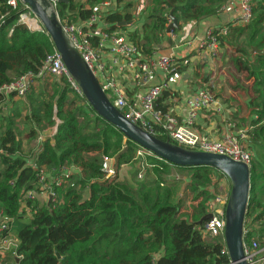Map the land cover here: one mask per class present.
<instances>
[{"label": "trees", "instance_id": "16d2710c", "mask_svg": "<svg viewBox=\"0 0 264 264\" xmlns=\"http://www.w3.org/2000/svg\"><path fill=\"white\" fill-rule=\"evenodd\" d=\"M9 0H0V86L10 84L20 77L35 75L45 58L55 48L45 30L31 32L19 24V15L27 9L18 2L17 7L8 5ZM106 0H65L57 3L60 19L70 21L86 20L93 9ZM222 0H152L154 6L138 27L129 34L130 40L144 57L155 52V48L167 33L171 23L170 11L177 19L176 34L183 25L198 22L215 13L212 8ZM253 20L245 26L229 27L234 36L248 30L247 42L261 52L249 58L244 49L236 50L237 57L229 59L237 74H246L252 80L258 101L254 111L256 119L248 123L252 145L263 151L264 157V0H252ZM168 10V13H165ZM105 22L110 31H125L123 23L131 21L129 15L118 12L106 13ZM120 26V27H119ZM218 34V31H214ZM226 35H220V41ZM222 45V44H221ZM223 48V47H222ZM225 52V51H224ZM185 59L175 61L177 73L184 72L181 66ZM211 76L206 74V82ZM58 90L55 99H30L28 136L35 137L58 120L57 131L50 140L42 144L41 152L24 156L22 144L11 120L5 122L0 134V210L12 220L21 218L20 198L23 192H39L36 171L32 164L59 169L76 165L80 168L75 178V188H66L60 193L61 202L45 205L39 209L29 202L32 216L27 233L20 237L16 247L15 264H229L226 248L218 239L203 233V226H195L208 214L207 204L216 195L212 175L219 172L207 167L183 168L191 174L187 183L190 206L172 203L167 191L161 194L159 187L153 190V181H140L135 186L120 182L116 177L106 179L101 168L102 155H108L110 143L115 139V157L125 147L127 151L119 157L115 170L130 163L138 146L130 141L123 142V136L103 119L97 116L86 101L78 106L70 98L64 80L54 81ZM31 89V88H30ZM212 90V89H211ZM164 92L161 98L167 97ZM13 95L9 102L0 93V120H6L7 107H13ZM26 103L18 104L25 108ZM5 109V111H3ZM168 109V107H166ZM242 120V119H241ZM243 121V120H242ZM246 122V120H245ZM37 131H36V130ZM89 129L91 131H89ZM253 153V152H252ZM158 166L160 161L152 160ZM153 179L164 173L156 167ZM155 175V176H154ZM145 178V177H144ZM144 183H141L143 182ZM250 191L243 236L245 246L254 240L264 248V158L252 157L250 165ZM33 205V207L31 206ZM257 226V228H255ZM0 264H3L0 255Z\"/></svg>", "mask_w": 264, "mask_h": 264}, {"label": "built area", "instance_id": "2783aa9c", "mask_svg": "<svg viewBox=\"0 0 264 264\" xmlns=\"http://www.w3.org/2000/svg\"><path fill=\"white\" fill-rule=\"evenodd\" d=\"M50 9L55 12L61 25L63 34L70 47L75 49L83 62L88 66L106 97L127 120L137 125L151 135L168 140L177 146L204 153L222 155L235 162H240L248 167L251 165L252 153L250 146L252 141L250 132L252 126H239L231 118L228 104L218 99L208 85L187 87L180 91V103L182 106L180 114L166 109L167 106L160 103V97L164 92L173 95L176 91L170 86L169 80L177 73L175 61L170 56L155 54L144 57L140 54L137 46L130 40L129 32L115 30L111 32L110 26L105 22L107 11L111 10V3L103 1L99 3L86 20L70 21L68 18L60 19L56 7L58 0H46ZM86 1V0H85ZM240 14L237 24L245 26L253 20L252 0H237ZM20 2L27 12L20 14L18 22L31 32L43 31L39 20L22 0H9L8 5L17 7ZM84 3V2H83ZM112 12V11H111ZM108 12V13H111ZM31 22L36 24L35 27ZM183 28V27H182ZM220 35L210 30L206 32L204 39L199 42V49L203 50L210 61L217 60L222 54ZM183 38V36H182ZM181 40L184 43V40ZM186 60V59H185ZM182 64V63H181ZM185 69L187 65H181ZM52 78L55 81L64 80L69 94L78 102L85 104L86 101L68 70L64 66L60 54L54 50L42 63L40 70L35 75L27 74L10 84L0 86V93L6 102L10 95L14 100L25 101L26 94L36 80ZM122 77V78H121ZM123 79L131 81L133 89L136 90L132 99L125 94V87L121 84ZM84 100V101H83ZM169 108V107H168ZM210 112L219 118L223 130L207 131L201 127V121L205 113ZM43 136L38 133L34 144L40 146L34 148L32 154L40 153L42 150ZM1 152V151H0ZM24 155V153H23ZM25 156V155H24ZM32 157V155H31ZM157 160L165 164L158 166L152 162ZM101 168L106 179L116 177L113 158L102 155ZM134 161L137 163L136 178L142 181L148 172L159 167L166 171V180L173 182H185L179 169L169 162L162 160L152 153L138 147L135 151ZM36 171L38 189L23 192L20 198V206H27L34 202L38 196H43L50 204L61 202L60 193L66 188H75V178L79 176L80 168L76 165L63 166L59 169L45 170L41 166L32 164ZM229 192L222 196L211 199L207 204V212L211 219L204 223L203 233L218 239L225 246V207ZM21 212V211H20ZM12 219L0 210V255L11 252L18 247L19 241L9 237ZM247 231L243 230V236ZM226 248V247H225ZM244 261L246 264H264V248H259L256 241L250 246H243ZM227 252V250H226ZM18 259V257H15ZM231 264V263H229Z\"/></svg>", "mask_w": 264, "mask_h": 264}, {"label": "water", "instance_id": "95a60500", "mask_svg": "<svg viewBox=\"0 0 264 264\" xmlns=\"http://www.w3.org/2000/svg\"><path fill=\"white\" fill-rule=\"evenodd\" d=\"M61 1L58 0V3ZM22 2L32 11L50 37L55 50L60 54L64 66L75 80L87 104L97 116L116 129L125 141H130L174 166L211 168L230 181L231 186L224 213L225 247L231 264H246L243 250V230L250 191V167L226 156L177 146L168 140L159 139L131 123L113 107L79 53L70 47L55 12L50 9V4L46 0H22ZM169 18L171 23L167 32L172 33L174 29L178 28L177 19L173 16L172 11L169 13ZM130 24L127 22L120 26L127 27ZM126 151L125 147L113 158L114 165ZM210 219L211 214L208 213L195 223V226L202 225Z\"/></svg>", "mask_w": 264, "mask_h": 264}, {"label": "rangeland", "instance_id": "374dc122", "mask_svg": "<svg viewBox=\"0 0 264 264\" xmlns=\"http://www.w3.org/2000/svg\"><path fill=\"white\" fill-rule=\"evenodd\" d=\"M140 1V0H139ZM143 5L140 6V8H142ZM151 10V8H150ZM168 13V10H165ZM184 27L182 28V33H184L185 31L183 30ZM249 31L246 30L243 33L239 34L237 32H234L236 34V36H234V34L232 33V31L230 32L231 34H226V36L224 38H222V54L220 55V57L218 58L217 61H215V70L216 71V75H215V80L222 83V86L224 87V89L226 90V92L228 93L229 96V100H231V102H235L237 105H233L234 106V110H236V112L241 114V118L239 119H243L245 117H247L248 115H246L247 110H250V118L248 119H243V121L241 120V123H244L245 120H247V123H250L251 120L256 119V114L254 113L255 109L257 107L254 106V104H256V102L258 101L257 99V94L255 93L254 89L256 88L255 85H253L252 80H246V74L243 73L241 75L237 74L235 71V68H233L232 63L229 62V59L231 60V58H235L237 57V52L236 50L239 49H244L245 52L247 53V55H249V58L246 57L245 55L243 56V59L245 60H254V56L253 54L261 51V50H257V48L253 47L251 49L250 44H248L247 42V33ZM182 38V36H181ZM179 38V39H181ZM181 43H183V41H181ZM225 51V52H223ZM235 56V57H234ZM201 63V62H200ZM222 63V66L220 65ZM228 63V64H227ZM200 67V64H198ZM208 73H211V75L213 76L214 72L210 71ZM54 79L52 78H44L43 81L40 80H36L33 85L31 86V89H29L28 91V96L30 97V99H38V97L41 95V99L43 97V95H46V97H48L47 99H55L58 95V90L55 88H51L49 89V87H52L53 83H54ZM194 81V77H192L191 82ZM194 85V83H193ZM210 85V84H209ZM198 86V85H196ZM216 85H210L211 89L212 87H214ZM219 91H221L220 89H218ZM44 93V94H43ZM43 94V95H42ZM70 98H73L70 94H69ZM29 97H28V102L26 104V110H24L25 108L18 106V104L22 103V101L19 100H14L13 103V107L9 108V106L6 108L7 110L5 111V109H3V114L6 117V120L4 119L3 122L0 120V134H1V128H3L5 126V122H7L9 120H11V122L14 125V128L18 134V138L20 143L22 144V153H24L25 156L30 157L32 155V152L34 151V148H38L40 146H36L32 141L34 140V138L36 137H29L28 136V120H26V117H28V115L30 114V110H31V105L29 103H31V101H29ZM76 103L78 104V106H83L80 102L76 101ZM11 104L12 102H8V105ZM28 106L30 107L29 110H27ZM228 108L230 109V106L228 105ZM244 116V117H243ZM253 118V119H252ZM58 120H55V123L51 126H49L48 128L51 127V133L53 135H55L56 131H57V125H58ZM40 132H44L46 131V128H44L43 130H39ZM89 131H91L89 129ZM52 134L51 135H47V137L44 138L43 136V142H45L46 140H50L51 145L54 144V142L51 140L52 139ZM36 139V138H35ZM115 139L111 140L110 143V151L108 152L109 157H113V154L116 151L115 148ZM125 143V139L123 138V142L122 145ZM253 146V145H252ZM252 157H254V159H258V160H262L263 157V151H259L257 149H255V147L252 149ZM134 163L133 161H131L130 163L121 166L118 170H116V176L118 178V180L120 182H126L131 186H135L138 183L140 184V180H138L136 178V170L137 167H134ZM125 166V167H124ZM45 170H50L48 167H43ZM163 172V171H162ZM164 176L163 178L159 175H157V177H154L155 179H153V176L149 175V173H147L145 175V180L144 181H153V190L154 191L155 187H159L160 189V193L163 194L165 193V191H167L170 195L169 200L176 204V203H181L184 207H188L190 206L191 202L189 199V194L187 192V185L188 184H181V183H177V182H169L167 179V177L165 176L166 171L163 172ZM182 176L186 177L185 180L189 181V177H190V173L189 171H185V173H181ZM155 176V175H154ZM141 182V183H144ZM75 182V181H74ZM184 183V182H183ZM212 187H215L216 190V194L217 196H222L225 192L226 194L230 191V181L224 176V178H219V176L217 174L212 175ZM39 194H36V196H38ZM46 199L42 200L41 198H39V201H37L35 203L36 206H38L39 209H44ZM33 207V205H31ZM20 210H21V218L17 219V220H12V223L10 225V230H9V237L13 240H18L20 239V237H24L26 235V231H27V226L29 225L30 222V218L32 216V213L30 211V206L27 204L25 206H20ZM16 248L13 249L11 252H9V260L8 262H6V264H13V260L14 257H16Z\"/></svg>", "mask_w": 264, "mask_h": 264}, {"label": "crops", "instance_id": "0c3cea01", "mask_svg": "<svg viewBox=\"0 0 264 264\" xmlns=\"http://www.w3.org/2000/svg\"><path fill=\"white\" fill-rule=\"evenodd\" d=\"M80 3L85 2V0H78ZM111 3V10L108 12H118L121 15H129L131 17V21L128 23H131L129 26L125 27V31L132 33L134 30H136L138 27L140 28V24L144 20V18L148 15V13L151 11L154 4L152 0H107ZM143 5L142 8L140 6ZM215 10V13L210 16L206 17L198 22H189L184 27V33H182V28L179 30L176 34L166 33L163 38L161 39V42L159 45L156 46L155 54H164L166 56H170L173 59H186L185 64L187 65L185 71L180 76H173L169 80L170 86L176 91L173 95H169L167 97L161 98L158 103V106H160V103L164 104L165 106L169 107L168 110H170L173 113L180 114L182 106L180 103V91L185 89L187 87H197L196 85H208L211 89L210 85H216L212 87V90L215 94V96L220 99L223 103H226L230 106L231 118L234 122H236L239 126H247L248 121L241 123V114L236 112L234 110L233 105H237L235 102H231L229 100L228 93L222 86L221 81L218 82L215 80L216 71L215 70V61H210L206 55V53L199 49V42L204 39L206 32L212 30V31H218V34L223 36L228 34H231L229 32V27L235 28L239 27L240 25L237 24V18L240 14L239 8H238V1L237 0H222L219 4H216L212 7ZM111 12V13H112ZM181 36H183L184 43H181ZM224 52V51H223ZM259 53L261 51H258ZM250 60V59H249ZM252 61V60H250ZM201 62V63H200ZM200 64V67L199 65ZM228 64V63H227ZM182 65V64H181ZM222 66V63L220 64ZM234 68V67H233ZM214 72L213 76L211 75L208 80L205 82L204 78H206V74L208 72ZM211 74V73H210ZM192 77H194V81L191 82ZM122 78V77H121ZM43 81V80H42ZM194 83V85H193ZM122 85L125 87V94L129 99H132L134 96V93L136 92L135 89H133V85L131 81H128L127 79H123L121 82ZM210 84V85H209ZM55 89V87H49V89ZM220 89L221 91H219ZM14 101V98L12 99ZM28 102V99H25ZM83 104V103H82ZM84 105V104H83ZM30 107L28 106L27 110H29ZM246 115L247 117L243 119L250 118V110H247ZM244 117V116H243ZM242 119V120H243ZM201 127H204L207 131H214L217 129V131H222L223 127L219 121V118L216 117L214 114L207 112L204 115V119L201 121ZM36 130V129H35ZM37 131V130H36ZM38 133H41L44 138L47 137V135H51V127L46 128L45 134L44 132L38 131ZM54 135L52 134V137ZM36 138V137H35ZM35 138L32 141L35 142ZM46 139V138H45ZM252 153V152H251ZM134 163V167H137L136 161L132 160ZM126 165V164H124ZM123 166V165H122ZM125 167V166H124ZM137 173V170H136ZM149 175H152V172H148ZM186 178V177H185ZM187 180V179H186ZM173 182V181H169ZM189 181L183 182H177L181 184H187ZM39 198L44 200V197L37 196L35 203L39 201ZM45 205L48 206V201L44 202ZM21 211V210H20ZM257 228V226H255ZM9 252L2 255L3 264H6L9 260ZM13 264H15V257L13 260Z\"/></svg>", "mask_w": 264, "mask_h": 264}, {"label": "bare ground", "instance_id": "6f19581e", "mask_svg": "<svg viewBox=\"0 0 264 264\" xmlns=\"http://www.w3.org/2000/svg\"><path fill=\"white\" fill-rule=\"evenodd\" d=\"M31 25H32L33 27H35V26H36V24H35L34 22H31Z\"/></svg>", "mask_w": 264, "mask_h": 264}]
</instances>
